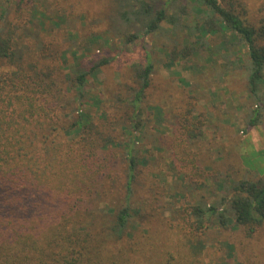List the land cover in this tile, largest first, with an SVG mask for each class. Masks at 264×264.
Instances as JSON below:
<instances>
[{
	"label": "rangeland",
	"instance_id": "374dc122",
	"mask_svg": "<svg viewBox=\"0 0 264 264\" xmlns=\"http://www.w3.org/2000/svg\"><path fill=\"white\" fill-rule=\"evenodd\" d=\"M178 2L188 13L177 33L166 23L146 41L152 44L154 71L138 107L133 97L140 86L135 72L145 65V42L125 45L123 32L133 31L137 24L121 26L117 20L122 9L130 8L129 2L0 0V34L14 33L13 41L25 51L22 42L34 49L33 36L39 34L40 43L57 55L56 62L48 59L46 65L43 57H36L42 68L57 63L61 76L72 77L89 72L83 98L76 90L60 96L62 124L68 123V112L69 120L76 121L74 110L79 109L89 116L86 123L100 129L94 137L76 131L67 139L75 157L91 156L89 168L96 173L83 175H88L85 190L99 192L98 206L104 214L125 206L129 162L135 159L129 203L140 216L133 212L126 234L127 241L142 251L140 264L148 256L153 258L148 264H238L232 247L238 246L240 232L212 227L192 233L189 209L205 203L224 206L239 180L264 181V112L262 122L248 128L253 109L264 103V84L259 103L249 92L247 72L237 68L245 61L244 52L236 63L238 48L232 47L230 56L221 46L223 36H191V26L204 23L191 2ZM249 3L255 9L264 6V0ZM65 51L71 53L67 63L60 59ZM190 51L194 52L189 55ZM102 60L110 64L92 72ZM28 62L31 57L24 64ZM3 69L14 68L6 64ZM136 119L140 127L131 132ZM102 133L113 143L103 142ZM260 239L264 247V231Z\"/></svg>",
	"mask_w": 264,
	"mask_h": 264
},
{
	"label": "trees",
	"instance_id": "16d2710c",
	"mask_svg": "<svg viewBox=\"0 0 264 264\" xmlns=\"http://www.w3.org/2000/svg\"><path fill=\"white\" fill-rule=\"evenodd\" d=\"M188 1L204 23L199 27L197 23L192 25L191 36L201 37L200 40L209 34L223 36L226 39L221 46L229 49L230 56L231 48H238L234 53L238 54L236 63L241 61L240 52H244L245 61L237 68L247 72L249 92L261 103L264 6L252 8L250 0ZM125 2L130 3V8L122 9L117 19L119 24L137 25L133 31L123 32L124 44L145 42V65L136 67L135 72L140 85L133 96L137 106L151 87L154 71L150 59L152 44L148 46L146 41L162 31L166 23L177 33L188 12L178 0ZM13 34H0V264H140L142 251L127 241L129 235L126 234L130 219L135 214L140 216V211L135 212L129 203L135 159L129 162L132 172L125 206L109 208L104 214L98 206L99 192L85 190L88 175L84 176L96 173L89 168L93 166L91 156L75 157L67 139L70 132L76 131L94 137L100 135V129L93 122L86 123L89 116L79 109L74 110L78 114L76 121L69 120L68 112L65 116L68 123L62 124L60 109L64 107L60 106V96L76 90L78 98H83L89 72L72 77L61 76L57 63L42 68L35 58L43 57V65L48 59L56 62L54 50L42 45L40 35L34 33L35 48L22 42L26 51H21L13 41ZM39 44L41 56L36 52ZM70 54L65 51L60 59L67 63ZM29 57L32 62L25 65ZM6 64L14 68L12 72H4ZM108 64L110 60H102L91 71ZM263 107L264 103L253 109L248 128L262 122ZM137 121L132 120L131 132L140 127V120ZM101 138L103 142L113 143L109 137L104 139V133ZM223 205L192 206L189 209L192 233L202 234L212 227L235 229L242 235L239 247H232L240 259L237 263L264 264L260 239L264 231V181L242 179L235 182ZM104 217L111 219V223L107 224ZM253 240L256 241L254 245ZM151 260L153 258L148 256L145 264Z\"/></svg>",
	"mask_w": 264,
	"mask_h": 264
}]
</instances>
